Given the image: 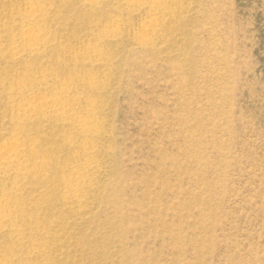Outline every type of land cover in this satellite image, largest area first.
<instances>
[{"label": "rangeland", "instance_id": "374dc122", "mask_svg": "<svg viewBox=\"0 0 264 264\" xmlns=\"http://www.w3.org/2000/svg\"><path fill=\"white\" fill-rule=\"evenodd\" d=\"M119 1L0 0V147L20 101L66 90L96 126L22 125L43 163L0 174V264H264V0H163L152 32ZM34 3L45 47L16 55Z\"/></svg>", "mask_w": 264, "mask_h": 264}, {"label": "bare ground", "instance_id": "6f19581e", "mask_svg": "<svg viewBox=\"0 0 264 264\" xmlns=\"http://www.w3.org/2000/svg\"><path fill=\"white\" fill-rule=\"evenodd\" d=\"M81 1L84 4L88 5L89 7H95L106 1H111V0H81ZM125 2L126 5L135 3V5L139 9L145 10L146 13L148 12L147 14H149L148 16L151 18L148 19L149 21L148 23L144 22L146 24L144 25L145 26L144 29H148V30L151 29L152 32V27L154 26V22H155V21L153 22L152 20L157 19L155 17L159 15V12L161 11V10L159 11V8L162 5L163 0H126ZM46 10L47 9L45 8L44 5L38 3L29 4L28 7L25 8L23 19L18 22V27L21 33L18 36V38L11 43L12 47L10 46V48H12V50L16 55L25 54L32 57L39 54L44 49L45 34L43 29L40 27L38 23L39 21L36 19L37 17H43L46 13L45 12ZM38 19L40 20V18ZM147 34L145 33L144 35H142L141 39L142 41H144V43L147 42V40L150 39L151 37V36L149 37L151 33L148 35ZM109 37L112 38L114 36H108V39ZM149 43L147 42V44ZM138 45L141 46V43ZM23 89H24V84L19 83L15 86L14 89H12V91L17 94L19 92H22ZM66 93H68V90L63 91L57 95H53L49 98H42L40 100H33V101L22 100L20 101L19 105L17 103L18 106L15 112L16 130L9 135V139L11 140V143L9 145H1L0 147V174L10 175L15 185L20 183L22 186L24 180H26V178L29 177L31 172L37 170L36 168L39 165H42L43 163V158L39 157L38 155H34L32 159L29 158L28 154L30 151H32V148L30 149L25 148L23 143L19 141L22 132L21 131L22 125L27 123L31 118L33 117L44 118L46 116H50V117H54L57 121L72 125L76 130L85 134V136L87 134L95 133L96 126L94 128L93 111L90 109H85L82 110L81 112L76 108H71V107L65 108L67 105ZM64 186L67 190L66 192L69 195L79 192L83 187L82 185L74 184V183H66ZM14 194L15 196L3 195V200L0 202V229L4 227L5 222L13 218L12 216L13 213L9 212L7 208L10 207L9 205L12 204L15 205V203H17L18 194L17 192H14ZM71 196H68L67 199L71 198ZM17 231L18 230L14 229L15 233H17Z\"/></svg>", "mask_w": 264, "mask_h": 264}]
</instances>
